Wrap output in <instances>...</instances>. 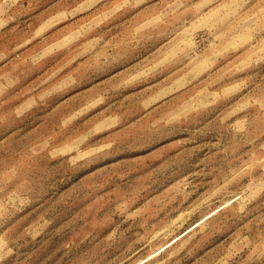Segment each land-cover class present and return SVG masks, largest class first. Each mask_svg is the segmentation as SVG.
<instances>
[{"label":"rangeland","instance_id":"374dc122","mask_svg":"<svg viewBox=\"0 0 264 264\" xmlns=\"http://www.w3.org/2000/svg\"><path fill=\"white\" fill-rule=\"evenodd\" d=\"M0 264H264V0H0Z\"/></svg>","mask_w":264,"mask_h":264}]
</instances>
